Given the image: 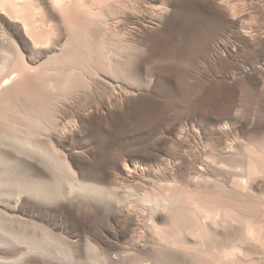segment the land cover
<instances>
[{
	"label": "rangeland",
	"instance_id": "rangeland-1",
	"mask_svg": "<svg viewBox=\"0 0 264 264\" xmlns=\"http://www.w3.org/2000/svg\"><path fill=\"white\" fill-rule=\"evenodd\" d=\"M66 1L79 10L87 8L85 10L94 12L97 21L86 30V33L90 30L88 33L92 36L86 42L91 44L88 51L93 54L87 59L95 69L86 66L75 70L74 76L78 77L74 78L73 86L51 107L40 108L42 122L38 120L35 127L45 134L40 138L52 153L54 150L48 138L55 134L50 125L56 119L60 125L71 124L81 118L86 120L85 131L81 129L78 137L69 139L62 150L54 151L63 160H69L68 154L74 153L76 164L73 168L76 166L78 182L113 187L116 191L112 194L117 196L112 197L140 208L143 207L140 200L145 190L158 192L176 187L174 179L180 186L189 183L190 187L196 188L197 182L200 190L214 191L213 187L206 186L207 181H195L192 177L202 166H208L213 172L216 168L213 156L228 159L230 155L225 149L228 145L233 144L235 150H239H236L240 152L239 156L245 154L247 143L264 149V74L253 71L264 61V0H228L238 9L241 7L238 18L234 19L227 9L214 8L207 0ZM168 2L171 5H167ZM37 4V8L31 7L29 2L15 9L0 0V13L7 7V16H4L11 20L7 21L0 15V31L4 29L16 34V27L20 25L26 32L22 24L24 17L37 26L52 29L51 33L38 31L36 35L40 41L49 39L47 43L35 46L31 42V47L25 49L27 71L49 69L51 65H46L48 59L58 54L73 38L62 13L51 0H38ZM49 12L54 13L51 20L54 25L46 23ZM251 32L256 36H250ZM102 47L118 53H115L116 57L122 54V62L126 58L124 67L107 72L109 66L106 61H100L101 55L97 54ZM11 48L7 52L13 57L5 63L0 60V69L4 65L7 72L14 69L17 59ZM0 57L4 58L1 53ZM97 63L102 65L99 67ZM60 70L65 76L71 71L69 67ZM49 75L46 74L47 77ZM42 76L45 78V74ZM16 96L19 104L26 105L30 113L32 109L34 111L30 98L22 93ZM10 121L0 112V143L3 142L0 144L3 155L0 154V264H71L40 251L48 249L50 253H60L69 260L84 264H92L93 261L97 264L150 263L148 256L136 259L137 252L130 247L132 235L139 231L136 225L127 228L129 235L125 240L117 241L115 238L120 228L115 224L114 213L109 212L111 208L105 205L106 198H111L106 192L107 197L103 198L100 195H79L78 192L70 196L72 177L65 170L54 171L52 168H49L51 178L47 186L50 190L63 191V195L50 199L32 191V154L16 151L21 156L25 155L24 160L23 157L19 159L15 153V142L11 139L12 146L8 140L10 136L15 141L19 140L16 137L24 140L32 134V128L25 127V131L24 126ZM21 127L26 135L19 134ZM4 139L9 145L4 144ZM11 156L17 162H11ZM127 167L134 173L129 175ZM232 172L225 177L227 190L233 187V175L240 178L246 175L233 168ZM245 193L257 200L262 214L255 217V222L264 227V180L258 179L254 189L249 186ZM144 211L142 230L146 228V240L152 243V232L146 225L152 210L144 207ZM157 214L165 215L159 211ZM239 219V222L230 220L219 228V236L212 239L214 244L209 242L214 247V256L218 257L216 264H264V234L249 230L245 220L242 219L241 223ZM86 232L88 235L106 236L112 253L120 252L127 256L124 262L106 259L99 246L94 251L86 242ZM189 237L187 240H192L193 237ZM34 246L38 251L32 249ZM205 247H208L207 243ZM154 259L156 264H169L161 256Z\"/></svg>",
	"mask_w": 264,
	"mask_h": 264
},
{
	"label": "bare ground",
	"instance_id": "bare-ground-1",
	"mask_svg": "<svg viewBox=\"0 0 264 264\" xmlns=\"http://www.w3.org/2000/svg\"><path fill=\"white\" fill-rule=\"evenodd\" d=\"M37 1L38 0H2V2L7 3V5L15 9H18L22 5L24 6V4L29 3V2L32 3L31 7L37 8V6H39V4H37ZM51 1L54 3L55 8H57L58 11L62 13L64 17V21L68 25V29L71 34V37H73L72 39H69V41L65 43L62 49L59 50L60 52L58 54L48 59L46 65L47 64L48 66L51 65L52 69H50L51 67L49 69L45 67V68L32 69V71L25 70V68L28 66L25 49H29V47H31L30 45L31 42L35 46L39 44L47 43L49 39L48 40L44 39L46 41L42 39L43 41H40L37 39L36 35L38 31H41L43 33L50 32V30L52 29H49L48 26H42V25L37 26L35 25L34 21L29 22L25 17H24L25 19L24 18L22 19L20 17L23 21L22 24L26 32L22 31V28L20 27V25L16 27V34H13V32L9 33L7 30H4V29L0 31V51H2L0 53L4 56V58L2 59H1L2 57L1 56L0 60L5 63L7 59L13 57V55L7 52L9 47L10 48L12 47L11 49H13V52H14L13 54L17 56L16 62L14 63V69L11 72H7L4 65H3V69H0L1 70L0 72V112L6 115V118L8 117L9 120L11 121L13 120V123L15 122V125L16 124L21 125V126H24V128L25 127L32 128V134H31L32 136L31 135L27 136L26 139L24 138V140H20V137H16L19 140L15 141L14 138H12L11 136L10 137L7 136L9 138L8 140H10L9 143L12 144L11 142L12 140H13V143L15 142L14 145L17 148L15 150V153L18 152V153L24 154L23 152H25V153L32 154V174H33L32 175L33 176L32 177V191H35V192L37 191L38 194L46 198H50V199L51 197L55 195H59V196L63 195V191L58 190V189L50 190L49 186H47V184L48 185L50 184L49 182L51 178L49 168H52L54 171L55 170L57 171L65 170L66 173L72 177L71 179L73 180H71V183H69V191H68L70 196L71 194H74L75 192H78V194L84 193L90 196L100 195V198L107 197L106 195L111 196V198L107 197L104 202L108 208L109 207L111 208L110 209L111 211L109 212L114 213L112 214L115 219V224L116 226L120 228V230L116 231L115 238L117 239V241L125 240L129 235L128 233L129 230H127V228L130 229L131 226L133 227L134 225H136L137 228H139V231L138 232L136 231V233L132 235L131 240H130V245H131L130 247L135 252H137L136 253L137 257H135L136 259H140L139 257L143 255L148 256L151 262L150 263L146 262V264H156L157 262H155L156 260L154 259V257L156 256L157 257L161 256L165 258L166 260H168L169 264H216L218 257L216 258L212 252V248H214L212 246L214 244L213 240L216 238L213 239V237L217 235L219 236V233H220L218 231L219 228H222V226L227 225L226 223L230 222V220L236 221L237 219L241 218V220L239 219L240 222L242 221V219L245 220L246 223L245 222L243 223L246 224L249 230L255 232L256 234H260V233L264 234V227L258 225L255 222V217H257V215L262 214L259 212V205H257L258 203L256 204L257 200L254 201L251 197L248 196L247 193H245V191L247 190L249 186L252 188V190L254 189V183L258 179L264 180V149L259 147L257 144L247 143L245 146L246 148L245 154L243 156H239L238 153L240 152H236L237 149L235 150V146L233 144L228 145L227 147H225L226 152H228L227 155L228 154L230 155L228 159H224L222 157L219 158V156H213L214 162L216 163V168L214 171L212 170L213 172L209 171V168H207L208 166H202L201 168H199L200 170L192 178L195 181H197V179H202L204 181H207L208 184H211V185L207 184L206 186L209 188L213 187V189H215L214 191L200 190L198 188L200 183L198 185L197 182L195 184L197 186L196 187L197 189L195 187L192 188V186L190 187L188 182H187L188 184H186L187 186H184V185L180 186L177 183V181L174 179L175 181L174 184L176 187L172 186L169 188H164V189L159 190L158 192H154L153 190L150 191L149 189H148L149 191L145 190L144 193L141 195V200H140L143 206L140 208H143V209H140L139 206L135 204L128 205L126 204V202L123 203L122 201L118 199L116 200L114 197H112V196H117L115 195V193L114 195L112 194L114 191H116V189L113 187L93 185V184L90 185V184L78 182V177H77L78 174L76 175L75 174L76 171L74 170L76 166L73 168L74 164H76V161H74L75 159L74 153L68 154L69 160L67 158L63 160L58 156L60 154L54 152L56 150H60L61 148H63V146L67 143L69 139L78 137V135L82 132L81 129H83L84 131L86 130V126H85L86 120L85 119L81 118L74 123H71V124L61 123V125L60 123H58V119H56L53 125H50V128L53 129V133L55 132V134L54 136H51L50 138H48V143L50 144L51 148H53L52 150L54 151L51 150L52 151L51 153L49 151L50 149L48 150L46 148L45 146L46 144H44L45 142H43V139H41L43 138L42 136L44 133L40 129L35 127V123H37L38 120L41 121V118H42L40 116L39 110L40 108L42 109L45 107H51L56 100L62 99V97L65 96V93L67 92V90L73 86L72 83L78 77V76L77 77L74 76L75 70L84 69V67L86 66H90L92 69H95L93 68L91 61L88 60L90 59V54L92 51L91 52L88 51V50H91V47H90L91 44L87 42H89L88 40L92 39V36L88 33L90 30H88L87 33H86V30L88 29L89 25H93L97 21L95 19L96 17H94L95 16L94 12H92L93 13L92 15L90 11L85 10L87 8L79 10L67 4L66 0H51ZM103 1L105 2L107 0H103ZM166 1H170V0H166ZM207 1L212 5V7L214 6V8L224 7L225 9H227L226 11H228L229 14L232 15L233 19L234 17L238 18L237 16L239 15L238 13L241 7H239L238 9L237 5L232 4L231 1H228V0H207ZM170 2L166 4L169 5ZM164 6L165 5H163V7ZM2 9L4 11L0 13L1 17L5 18L7 21H11L9 18H6L7 7H4ZM164 9L166 10V6L164 7ZM161 10L163 11V8H161ZM5 14L6 16H4ZM33 16H35V12ZM47 16H48V19L46 23L51 22V20L54 19L53 12H49ZM42 19H43L42 21H44V17ZM40 21H41V18H40ZM44 22H42L41 24H44ZM49 26L50 28H55L54 26L52 27V25H49ZM253 33L254 32H251L250 36L252 35V37H255L256 33L255 34ZM262 35H264V32L262 33ZM84 45L87 47V49H84L85 48ZM102 48L98 49V51L100 50L99 51L100 53L98 52L97 54L101 55L100 61H106L105 64L109 66V70L107 72L109 71L112 72L116 68L118 69L120 67H124L123 64L126 58H124V62H122L123 61V59H121L122 54L118 56L119 54L113 51L112 49L108 50V48L106 47H102ZM115 53L118 54L117 55L118 57L115 56ZM125 53L127 52L125 51ZM87 55L89 57H87ZM91 55H92L91 57H93V54ZM97 65L100 67L102 64L99 65L97 63ZM66 67L67 68L69 67L71 71L68 75L65 76L63 75L64 71L62 72L60 69H64ZM97 71L98 70H96V72ZM253 71L258 72L260 74H264V61L260 62L257 67L253 68ZM47 73L50 74L48 77L46 76ZM43 74H45V78L44 76H42ZM96 74L98 75V73ZM40 78L42 80L38 81ZM73 88H75V85ZM18 93H22L24 94L26 98L31 99L32 106L34 108V111L32 109V113L28 111L29 109L28 107H25L26 105H24L23 107L21 103H20L21 105L19 104L20 101H18L19 99L16 96V94ZM226 127H229V125ZM30 128H27V129H30ZM21 130H22V127H21ZM15 131H17V129ZM25 131H26V128H25ZM20 132L21 133L19 132L18 133L19 134L24 133L26 135V132H24V130ZM1 138L2 137H0V140H2ZM6 141L7 140H5L4 144L9 145L8 141L7 142ZM45 141L47 142V140ZM2 143L3 142L1 141L0 144ZM18 153L16 157H19V159H22L23 157V160H24L25 155L21 156ZM11 158H13L12 161L10 159L11 162H14V161L17 162L16 160H14L16 158H14L13 156H11ZM1 160H0V163L2 162ZM7 160L9 159L7 158ZM232 168L236 171H243V173L245 172L244 174L246 175L243 178L235 177L233 175V178L231 180L233 187L232 189L228 188L229 190H227L226 189L227 186H224V183H226L225 179L229 177L228 173H233ZM52 169H50V171ZM126 170L128 171V174L132 172L134 173V170L130 167H127ZM209 174L213 176H209ZM24 187H28V186L25 185ZM217 188H220V190H217ZM25 191L23 190V192ZM144 207H147L150 210H152L151 212L152 214L151 215L149 214V218L147 219L148 223H146L147 227L152 232L153 238L152 236L150 237L155 240V241L153 240L152 243L146 240V234H145L146 228L144 227L145 230L144 229L142 230L143 224H144L142 217L144 214H146V212L144 211ZM260 210L262 211L261 208ZM158 211L159 213H163V215L164 214L165 215L159 216L157 214ZM236 222H239V221L237 220ZM257 222L259 223L258 220ZM260 223H262V221ZM8 232L9 231H6V234H8ZM12 236H15V235L12 234ZM187 236L193 237V238L191 237L189 238H191L192 240L194 239V242H191L192 240L188 241L186 238ZM85 239H86L87 244L94 251H96L97 246H99L103 250V256L106 259H109L114 262L116 261V262L123 263L124 259L127 257L126 255H123V253H120V252L112 253L110 251L111 244L109 243V240L106 236H102V235L97 236V235H94L93 233V235L87 234V238ZM209 242H212V245L211 243L209 244ZM205 243H207L208 247H205ZM32 249H34L35 251H38V248H36L35 246ZM40 251H42V253L45 255L53 256L62 261H65V262L70 261L71 264L72 263L73 264H84L78 260H75V261L69 260V257L62 256L60 253H56V254L50 253L49 249L40 250ZM92 264H97V262L93 261Z\"/></svg>",
	"mask_w": 264,
	"mask_h": 264
}]
</instances>
